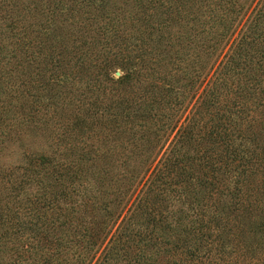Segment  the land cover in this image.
<instances>
[{
	"label": "trees",
	"instance_id": "16d2710c",
	"mask_svg": "<svg viewBox=\"0 0 264 264\" xmlns=\"http://www.w3.org/2000/svg\"><path fill=\"white\" fill-rule=\"evenodd\" d=\"M0 264H264V0H0Z\"/></svg>",
	"mask_w": 264,
	"mask_h": 264
},
{
	"label": "rangeland",
	"instance_id": "374dc122",
	"mask_svg": "<svg viewBox=\"0 0 264 264\" xmlns=\"http://www.w3.org/2000/svg\"><path fill=\"white\" fill-rule=\"evenodd\" d=\"M118 75H119V73H118V72H115V73H114V76H116V77H117Z\"/></svg>",
	"mask_w": 264,
	"mask_h": 264
}]
</instances>
